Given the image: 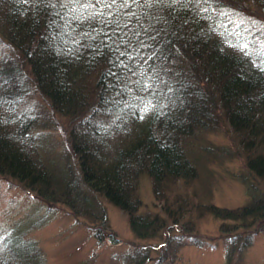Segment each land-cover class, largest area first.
Here are the masks:
<instances>
[{
  "label": "trees",
  "instance_id": "obj_1",
  "mask_svg": "<svg viewBox=\"0 0 264 264\" xmlns=\"http://www.w3.org/2000/svg\"><path fill=\"white\" fill-rule=\"evenodd\" d=\"M222 126L240 153L207 141ZM240 155L249 201L203 205L227 222L226 264H245L264 231V0H0V176L32 209L81 210L106 229L104 202L120 209L147 245L116 264L216 249L173 235L179 211L158 225L142 216L137 187L147 178L168 199L199 167ZM39 223L0 224V264H44L25 237Z\"/></svg>",
  "mask_w": 264,
  "mask_h": 264
},
{
  "label": "rangeland",
  "instance_id": "obj_2",
  "mask_svg": "<svg viewBox=\"0 0 264 264\" xmlns=\"http://www.w3.org/2000/svg\"><path fill=\"white\" fill-rule=\"evenodd\" d=\"M223 129L208 135L207 141L211 140L215 146H227L232 153H240L237 143L234 144L232 130ZM243 164L244 158L240 155L199 167L200 176L196 181L173 184L168 199L156 198L149 179L140 181L137 197L142 216L150 215L158 225L160 220L174 222L177 218L174 212L179 211L184 215V220L178 226L170 224L177 230L173 235H180L184 229H190L192 236L201 235L218 243L216 249L184 247L176 255V264H226L224 246L227 241H222L226 236L222 233V227L227 222L207 214L208 209L203 205L214 204L221 209L234 210L249 201L244 185L237 179L245 171ZM34 204L27 205L8 180L0 176V224L7 222L18 227L24 222V227H32L27 224L29 220L41 222L35 224L25 237L44 255V264H116L112 260L114 254L123 252L128 246L147 245L135 238L129 217L110 203L104 202L109 230L99 227V223L91 224L81 210L74 212L63 206L49 209L40 203L36 209H32ZM178 227L184 229L178 230ZM100 240L103 243H99ZM162 241L160 236L150 244H161ZM24 261L31 263L28 259ZM33 262L36 263L34 259ZM245 264H264V231L252 239Z\"/></svg>",
  "mask_w": 264,
  "mask_h": 264
},
{
  "label": "snow or ice",
  "instance_id": "obj_3",
  "mask_svg": "<svg viewBox=\"0 0 264 264\" xmlns=\"http://www.w3.org/2000/svg\"><path fill=\"white\" fill-rule=\"evenodd\" d=\"M74 2H76V3H79V0H74ZM103 2L107 5V3H108V0H103ZM113 2H115V0H113ZM125 2H126V0H125ZM89 7L91 6V4L89 3V5H88Z\"/></svg>",
  "mask_w": 264,
  "mask_h": 264
}]
</instances>
